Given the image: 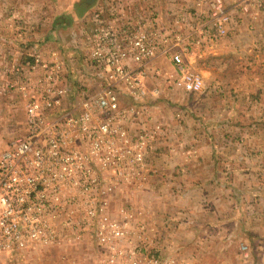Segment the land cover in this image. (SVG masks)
Returning <instances> with one entry per match:
<instances>
[{
	"label": "built area",
	"instance_id": "2783aa9c",
	"mask_svg": "<svg viewBox=\"0 0 264 264\" xmlns=\"http://www.w3.org/2000/svg\"><path fill=\"white\" fill-rule=\"evenodd\" d=\"M241 1L245 11L263 3ZM106 3L80 19L77 86L68 83L63 50L39 39L28 44L19 19L7 23L13 37H1V47L10 42L6 84L22 100L23 131L0 136V255L92 241L94 264H193L161 252L160 225L146 218L151 208L127 195L158 173L152 159L166 146L168 127L151 101L162 86L205 90L190 62L227 34L230 6L178 0L164 19L136 15L122 0ZM239 249L247 257V245Z\"/></svg>",
	"mask_w": 264,
	"mask_h": 264
},
{
	"label": "crops",
	"instance_id": "0c3cea01",
	"mask_svg": "<svg viewBox=\"0 0 264 264\" xmlns=\"http://www.w3.org/2000/svg\"><path fill=\"white\" fill-rule=\"evenodd\" d=\"M94 1L97 0H0V19L4 20L0 37L12 38L11 30L5 28V20L8 23L9 19L20 16L27 22L28 38L55 43L56 35L50 38L49 32L40 33L41 21L37 20L55 19L54 10L59 12V19H84ZM31 19L36 20L35 24ZM256 22L264 25V19ZM256 22L250 32L257 30ZM263 35L264 31L259 37ZM232 36L235 44L226 46L227 50H234L236 44L237 47L244 45L242 33L236 31ZM9 45L10 42L4 44L1 51L5 53ZM241 79L246 83L243 89L205 97V100L215 96L229 101L225 108L239 106L233 116L229 115L234 124L228 128L219 125L216 129L203 125L199 134L195 126L188 129L186 135L191 137L185 140V135L183 143H190L186 152L191 154L185 155L184 150L177 148L179 161L173 163L159 156L160 175L150 176L142 195L143 205L159 214L157 220H168L167 224L172 226L165 233L169 242L172 240L201 264H264V166H261L264 162L258 156L263 155L259 144L264 125L255 122L264 103V77L251 75L238 81ZM247 99L260 103L245 109ZM242 111L246 112L243 116ZM248 112L255 119L249 123L232 118L249 117ZM240 243L247 245V257L240 251Z\"/></svg>",
	"mask_w": 264,
	"mask_h": 264
},
{
	"label": "rangeland",
	"instance_id": "374dc122",
	"mask_svg": "<svg viewBox=\"0 0 264 264\" xmlns=\"http://www.w3.org/2000/svg\"><path fill=\"white\" fill-rule=\"evenodd\" d=\"M108 1L116 0H97L94 1L96 2L94 5L98 2L105 3L103 5H106V2ZM122 1L124 3H130L131 7L137 11L136 15L146 14L162 17V15L165 14V16L162 17L164 19H166L168 13L171 11L170 8H175L178 4V0ZM230 1L232 0H226L227 4L230 6L231 14L227 34L218 42V44H214L212 49L208 52L201 53L200 57H195L196 59L191 60L190 62L192 67L203 75L205 90L198 94H192L187 93L186 91L162 86L161 97L154 102L151 101L150 103L153 108H157V115H160L162 110L163 120L166 122L168 127V135L165 138L166 146L160 149V154L155 155L152 159V164L157 168L158 173L151 172V175H160L159 170H161L162 162L159 161V156H164L167 162L173 163L174 161H179V150L176 149L175 151H171L170 146L176 144V140H181L183 142L188 129L191 130L193 126H195L197 127V133L199 134L200 128L202 129L203 125H211L214 129H216L219 125L228 128V125L234 124L231 120V116H233L235 111L239 109V106L233 105L225 108L229 101L215 99V96L211 97V100H205L206 95L211 96L214 94L218 96L224 93H233V91L243 89V87L246 86V83L243 79L239 82V78H246L251 75H255L256 78L264 77V64H261V62H264V45H262L264 42V35L259 37V35L264 31V25L262 26L256 22L257 19H264V0L262 6L259 7V10H257V7H255L254 4L250 7L247 3L248 10L246 11L240 8V4L242 3L241 0ZM54 11L53 15L55 19H38V22L41 21L38 27L40 33L42 30L45 32V35L49 32L48 36H51L50 38H53L56 35L55 43L53 41V44L60 50H63L64 57L69 62L68 83H72L73 80L71 79L76 77V74L82 68L79 62L81 47L78 44L80 39L79 26L81 21L80 19H59L61 18L59 16V12L56 10ZM18 19L20 24H27L25 19H21L20 16H18ZM3 21V19L2 21L0 19V33L4 28L2 25ZM35 22V19H31L32 24H35ZM255 22L257 24V30L250 32L254 28ZM5 23V28L9 29L7 20H5ZM52 31L55 34H53ZM236 31L243 34L244 40H241V44L244 45L241 47H237V44L236 47L231 45L234 50H227V48H225L226 46L235 44V39L232 36V33H235ZM27 39H29L28 44L34 42V40H31L30 38ZM236 43L240 42L237 40ZM6 54L7 52L3 53L1 51L0 37V136L2 137V140L5 141L23 131L22 100L20 95L14 92L11 88L9 89L8 84H6L7 81L13 77V74L10 72V68L4 65V56ZM167 67L171 68V66ZM73 86H77L75 82H73ZM204 100L205 102H203ZM256 102L258 104L260 103L254 99L250 101L247 99V101L244 102V105L246 106L245 109H249L253 103L257 104ZM234 103H236V101ZM227 109L233 111L229 113ZM248 113L249 117L232 118L237 119L236 121H242V123H249L254 117L251 118L250 112ZM245 114L246 112L242 111V116ZM256 119V123L264 125V103L261 105L260 115ZM261 133L263 135H261V142L259 145L262 149L263 155L260 154L258 156L261 157V162H264V130ZM186 137L187 139L185 140H189L191 136L188 137L186 135ZM190 146V143L187 144V142H184L181 146H176V148L184 150V152L187 153L185 155H190L191 153L189 151L186 152ZM261 166H264V164ZM144 188H140L137 191L133 190L127 195L128 200L130 201L132 198V200L136 203L133 204L137 207L143 206L142 195L145 191ZM117 198L118 201L116 205L119 207L122 201L119 196H117ZM157 215L159 216V214H156L151 208L148 212V216H150V218H146L157 220ZM157 221L160 227H163L162 229L159 227V231L157 233V237L162 246L161 252L163 254L180 253V255L189 257L193 264H201L200 261L196 262L192 255H188L181 251V247L179 245H174L172 240L169 242V236L166 237L165 233L169 228H172V226L167 224L168 222L166 221L168 220ZM93 256L94 244L92 241H88L79 245H72L69 243L43 249H27L21 251L20 253H4L0 255V264H94L92 259Z\"/></svg>",
	"mask_w": 264,
	"mask_h": 264
}]
</instances>
